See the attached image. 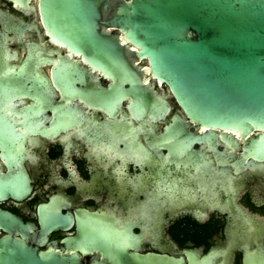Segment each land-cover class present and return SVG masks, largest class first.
Segmentation results:
<instances>
[{
    "label": "flooded vegetation",
    "instance_id": "obj_1",
    "mask_svg": "<svg viewBox=\"0 0 264 264\" xmlns=\"http://www.w3.org/2000/svg\"><path fill=\"white\" fill-rule=\"evenodd\" d=\"M106 31L130 77L64 41L39 0H0V261L264 264V160L209 139Z\"/></svg>",
    "mask_w": 264,
    "mask_h": 264
},
{
    "label": "water",
    "instance_id": "obj_2",
    "mask_svg": "<svg viewBox=\"0 0 264 264\" xmlns=\"http://www.w3.org/2000/svg\"><path fill=\"white\" fill-rule=\"evenodd\" d=\"M115 1L108 10L109 0H39V10L64 41L130 77L120 40L106 31L117 28L209 139L217 130L238 135L264 160V0ZM0 219L12 221L1 212ZM9 257L5 251L0 264H11Z\"/></svg>",
    "mask_w": 264,
    "mask_h": 264
}]
</instances>
